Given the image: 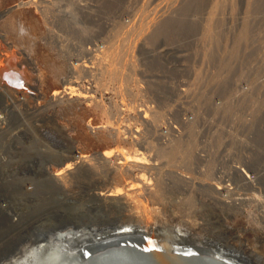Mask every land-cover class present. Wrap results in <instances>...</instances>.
<instances>
[{
    "label": "rangeland",
    "instance_id": "obj_1",
    "mask_svg": "<svg viewBox=\"0 0 264 264\" xmlns=\"http://www.w3.org/2000/svg\"><path fill=\"white\" fill-rule=\"evenodd\" d=\"M17 11L38 25L39 41L32 54L6 30V20ZM251 41H255L254 46ZM262 42L264 0H0V53H4L0 60L9 56L17 68L26 70L31 78L25 86L32 96L31 105L40 98L34 94L39 88L45 94L43 105L54 91L69 96L62 101L61 117L56 119L72 134L71 138L61 134L62 153L53 163L56 170H62L61 175L38 184L46 176L35 174L38 188L45 192L31 194L33 198L37 195L32 201L44 208L14 212L21 217L18 224L0 216V264L12 262L37 240L57 233L85 230L94 238L108 229L137 224L130 218L131 211L99 200L98 195L111 189L128 195L134 203L132 213L143 217L139 222H151L152 228L169 232L181 228L209 249L220 246L228 254H237L242 264H264V257L254 259L251 255L257 251L264 256V242L254 240L252 233L246 234V240L233 239L236 224L230 217L221 222L217 194L202 187L210 178L195 170L200 145L194 127L185 128L182 120L178 126L176 121L187 74L225 76V70L229 73L239 63L247 67L244 59L248 51ZM61 44L71 47L60 48ZM104 49L108 65L100 76L101 62L105 64L100 51ZM42 53L63 66L64 85L48 78ZM254 55V76H259L262 64L258 58L262 55ZM6 63L1 61L0 65ZM74 68L83 71L79 75ZM147 110L149 122L144 120ZM171 114L180 133L163 139L161 128ZM73 144L86 156L84 162L80 158L73 161ZM185 148L189 152L186 156L181 152ZM108 152L125 156L140 152L149 164L140 168L126 165L118 176L114 172L117 160L109 166L103 154ZM53 200L65 203L60 207L51 203ZM73 203H82L86 211L104 205L103 210L114 221L107 222V216L98 221L88 217L84 222L75 220L76 213V217L69 215ZM131 229V236H148L146 228Z\"/></svg>",
    "mask_w": 264,
    "mask_h": 264
},
{
    "label": "bare ground",
    "instance_id": "obj_2",
    "mask_svg": "<svg viewBox=\"0 0 264 264\" xmlns=\"http://www.w3.org/2000/svg\"><path fill=\"white\" fill-rule=\"evenodd\" d=\"M5 27L7 32L9 33V35H11L15 42L23 45L29 52H31V54L36 52L37 43L39 41V34L37 32L38 25L34 20L32 21L28 20V18L26 19L23 16V12L17 11L14 12L8 18V20H6ZM239 37L241 38V36ZM1 61H7V63L6 66L0 65V76L1 78L3 77L5 79H3V81L1 80L2 82L0 81V124L10 122L9 119H12V122L19 123L20 125L18 127V132L13 136L23 139V141L20 142L17 140H10L4 147H0V154L4 149V153L2 154L1 159L6 160L7 158L16 160L23 155H29L30 158H34L35 161H37L36 167H38V169H41V171L44 172L46 176L43 177V180L38 184L48 182V180L52 177H59L62 173V170H56L57 165L55 166L53 164L58 160L59 152L63 147V138L61 134H63L64 132L66 133L65 136L67 138L72 137L70 129H68L66 124L63 121L60 122L58 121V119H56L58 117H61L60 110L62 101L66 100L69 96L65 98V95L61 96L60 93L54 94V91L49 96L47 105H43L42 98L45 94L41 90H39L40 88L36 89V93L34 94H39L37 96L40 98L38 99L36 104H33V108L29 113L32 117L41 118V121H43V123L35 122L32 127H23L24 119H19H21L25 113L21 112L22 110H18L17 108L16 111H13V107L14 105H16L15 100L18 98L19 101H28L30 98L32 99V96L27 90L23 91L21 89H17L14 87V85L18 87H20L21 85H26L29 80L31 81V78L26 76V70H24L23 68L18 67L17 69V66H15L14 62H12V59H10L9 56H7L5 59L0 60V62ZM42 65H44V67L46 68L45 70L47 71V73H49L48 78H50L53 83H61L62 85L66 83L63 76L65 74L63 66L58 64L50 54L42 53ZM9 69L16 70L15 72H20L21 76L14 72L9 76H3V73L5 74L6 70ZM70 90L71 95H73V89L70 88ZM25 105L28 106V104ZM260 105L262 107L264 105V101H261ZM52 108H59V110H53ZM83 137L84 136H82V138ZM25 142L28 143V149L24 144ZM187 148H185V150H181V152H183L182 154H185V156L187 155L186 153H189ZM72 153V156L75 159L73 161H76L77 158H80V161H85L86 156L81 155L83 154V152H80L78 145H72ZM158 153H160V151ZM103 154L108 159L107 161L109 162V166L110 164H112L113 160H117L116 163L114 162V172H116L117 174L119 173L118 176H121V174L123 173L122 171L126 165H128L126 167L129 168H140L144 164H149L144 160L145 158L143 156H140L142 155L140 152L136 153L134 156H125L122 152H117L115 153V155L111 152ZM122 158L124 160H121ZM42 160L47 162L43 163ZM188 160L191 161L190 159ZM19 162L17 163L19 164ZM11 167L12 166L8 165V163L5 165L6 169H9ZM14 167L16 168H11L13 171H16L13 174L19 175L20 177L15 178L17 186L26 184L30 187L28 188V190H23V186H20L22 189L17 190L14 200L7 205V207L11 209L9 211L11 212L12 217L17 218L14 215V212L20 214L19 211H21L22 209L44 208L41 207L38 202L32 201V199L34 201L37 200V195H35L33 198L31 194L37 192L42 193L45 191L38 188L39 185H37L36 181L32 177L24 173L25 170L20 169L19 166ZM202 187L210 188L207 185H204ZM98 198L99 200H103V203L105 201H109L110 203L117 204L122 209L131 211L130 218H132V222L135 221L137 224L118 226L113 228V230L108 229L102 231L96 236H94V233V238L91 237L92 235L89 232L85 234V230H72L69 232L65 230L67 233H57L55 237L37 240L36 243L32 245L30 249H27L24 254H21L20 257H17L8 264H242V261H239V257L237 254H228V252H224L225 249H219L220 246L216 250L209 249L207 247V244L206 246L201 240L187 236L186 232L184 233L183 229L181 228L169 232L171 231L170 229L169 231H166L162 227L152 228L154 227V224L151 222L144 224L142 223V221H140L142 223L141 224L139 220H143V217L142 219H140L138 214V216L135 215L137 212L132 213V206L134 205V203L131 204L128 195L123 194L119 189H111L109 191H106L105 193H101L100 195H98ZM98 198L95 197L96 201L98 200ZM57 201L53 200V202L51 201V203H58L59 206L60 204L65 203ZM11 203L15 204L11 205ZM69 206L72 210L69 214L70 217H72V215L75 216L76 213L77 217L75 216V220L78 218L79 220H77L80 222H84L87 217L93 221H98L103 216H107L108 218L110 214H107V212L105 213V210H103L102 207L104 205L97 208L95 207L94 209H92V211H86L82 203H73V205ZM83 208L84 210H82ZM106 221H109V223H111L114 220L111 221L109 217V220ZM129 224H131V222H129ZM77 225L79 224H76V226ZM133 226H141L142 228H146L145 231L147 232L148 236L145 238H139L137 234H132L133 238H131L132 236L129 233L132 230L131 228ZM9 228H11L10 230H14L13 227ZM90 240H92V242L87 244L86 241ZM98 244H100V246H110H106L103 249H98L96 251V249L98 248ZM255 252L257 251H254L253 254L251 253L254 259H262L264 257L259 252H257L258 254Z\"/></svg>",
    "mask_w": 264,
    "mask_h": 264
},
{
    "label": "built area",
    "instance_id": "obj_3",
    "mask_svg": "<svg viewBox=\"0 0 264 264\" xmlns=\"http://www.w3.org/2000/svg\"><path fill=\"white\" fill-rule=\"evenodd\" d=\"M251 42V46H254L255 41ZM70 45L61 44L59 47L69 48ZM105 46L107 48V44ZM105 50L100 51L101 58L105 60V64L101 62L103 67L100 69V76H103V71L108 65ZM255 53H258V57L262 55L258 58L262 64L259 76H254L257 72ZM67 55L72 56L70 52H67ZM200 61L203 63L201 58ZM244 64L247 67H241L239 63L237 67L235 65V68L229 70V73L224 71L225 76L220 73L217 76L187 74L181 100L182 108L178 109L179 120L175 118L178 126L182 120L185 128L194 127L200 145L195 156V170L201 176L210 178L203 185L209 186L217 194L216 204L221 222L230 217L236 224L232 238L246 240V234L252 233L254 240L264 242V105H260V102L264 101V42L257 43L256 49L250 48ZM15 71L6 70L7 74L3 73V76H9L13 72L21 76L20 72ZM74 71L80 75L83 70L74 68ZM25 86L14 85L21 90H26ZM15 104L17 106L14 105L13 111L17 108L25 113L19 119H24L23 127H32L35 122L43 123L41 118L30 115L29 112L33 108L30 99H18ZM144 113L145 122L151 121L148 117L149 110ZM11 120L0 124V147H4L10 140L23 141L22 138L13 136L18 132L20 124ZM179 133L180 128L176 126L171 114L161 128L160 137L168 139L169 135ZM24 144L28 149V143ZM3 153L4 149L0 154V216L18 224L21 217H12L9 211L11 209L7 205L14 200L17 190H28L30 187L26 184L20 185L22 188L17 186L15 178L20 177L14 175L16 171L11 168L19 166L33 179L38 172L44 176L45 174L36 167L37 161L29 155H23L16 160H2ZM42 162L45 163L44 160ZM7 163L12 167L6 169ZM13 204L15 203H11Z\"/></svg>",
    "mask_w": 264,
    "mask_h": 264
},
{
    "label": "water",
    "instance_id": "obj_4",
    "mask_svg": "<svg viewBox=\"0 0 264 264\" xmlns=\"http://www.w3.org/2000/svg\"><path fill=\"white\" fill-rule=\"evenodd\" d=\"M106 246H110V245H105V246H100V245H98V248L96 249V251H97L98 249H103V248L106 247ZM80 254H83V253H80Z\"/></svg>",
    "mask_w": 264,
    "mask_h": 264
}]
</instances>
